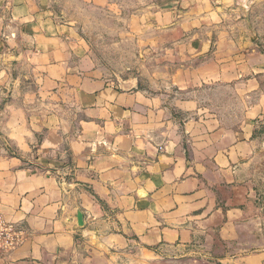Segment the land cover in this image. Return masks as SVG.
Here are the masks:
<instances>
[{
  "label": "crops",
  "instance_id": "crops-1",
  "mask_svg": "<svg viewBox=\"0 0 264 264\" xmlns=\"http://www.w3.org/2000/svg\"><path fill=\"white\" fill-rule=\"evenodd\" d=\"M84 1L64 22L52 0H0V210L30 234L0 264H135L214 252L246 210L228 170L245 146L216 142L199 114L179 128L169 96L106 75L80 34L115 30L113 6ZM214 1L156 6L150 31L140 13L123 20L130 32L118 34L147 40L158 58L150 70L168 73L153 75L152 88L186 91L214 72L209 57L192 59L220 20ZM58 167L65 183L49 172Z\"/></svg>",
  "mask_w": 264,
  "mask_h": 264
},
{
  "label": "rangeland",
  "instance_id": "rangeland-1",
  "mask_svg": "<svg viewBox=\"0 0 264 264\" xmlns=\"http://www.w3.org/2000/svg\"><path fill=\"white\" fill-rule=\"evenodd\" d=\"M75 2L52 0L50 11L70 22L77 9ZM84 2L103 7L102 0ZM181 3L182 0H110L115 30L93 25L94 34H80L81 41L93 62L111 79L123 83L124 88L137 82L145 93L169 96V110L179 128L186 126L184 122L193 123L199 114L200 123L210 135L215 133L216 142L245 146L241 159L228 170L233 169L237 176L246 210L233 227L232 239L217 242L215 253L162 259L143 257L135 264H264V0H234L228 7L221 0L214 1L212 5L220 12V20L208 26L207 40L192 56L194 61L209 57L216 64L214 72L204 71L200 84L186 91L177 86L152 88L153 75L157 77L159 73L164 78L168 73L150 70L152 60L158 58L146 47L147 40L142 41L138 34H118V28L125 27L129 33L123 20L140 13L141 27L150 31L156 6L178 10ZM100 18L96 13L92 19Z\"/></svg>",
  "mask_w": 264,
  "mask_h": 264
},
{
  "label": "built area",
  "instance_id": "built-area-1",
  "mask_svg": "<svg viewBox=\"0 0 264 264\" xmlns=\"http://www.w3.org/2000/svg\"><path fill=\"white\" fill-rule=\"evenodd\" d=\"M67 174V173H66ZM28 231L19 228L15 223L8 221L0 210V257L5 258L29 238Z\"/></svg>",
  "mask_w": 264,
  "mask_h": 264
},
{
  "label": "water",
  "instance_id": "water-1",
  "mask_svg": "<svg viewBox=\"0 0 264 264\" xmlns=\"http://www.w3.org/2000/svg\"><path fill=\"white\" fill-rule=\"evenodd\" d=\"M51 172H54L56 175L60 176L64 183L66 182L67 174H63L59 167L56 169H52ZM74 218L78 222L79 227L83 228V226H84L83 214L80 211H78Z\"/></svg>",
  "mask_w": 264,
  "mask_h": 264
}]
</instances>
